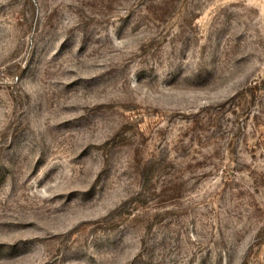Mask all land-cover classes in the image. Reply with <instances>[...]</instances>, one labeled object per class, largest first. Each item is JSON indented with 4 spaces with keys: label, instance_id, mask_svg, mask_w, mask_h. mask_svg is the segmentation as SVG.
Returning <instances> with one entry per match:
<instances>
[{
    "label": "rangeland",
    "instance_id": "1",
    "mask_svg": "<svg viewBox=\"0 0 264 264\" xmlns=\"http://www.w3.org/2000/svg\"><path fill=\"white\" fill-rule=\"evenodd\" d=\"M0 264H264V0H0Z\"/></svg>",
    "mask_w": 264,
    "mask_h": 264
}]
</instances>
